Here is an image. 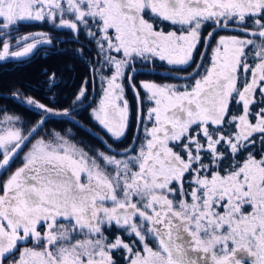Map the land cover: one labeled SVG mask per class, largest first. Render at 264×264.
<instances>
[{
  "label": "snow or ice",
  "instance_id": "6c2138e0",
  "mask_svg": "<svg viewBox=\"0 0 264 264\" xmlns=\"http://www.w3.org/2000/svg\"><path fill=\"white\" fill-rule=\"evenodd\" d=\"M24 23L68 30L90 78L70 108L22 98L40 115L27 133L18 116L0 120V264H264V0H0V61L54 45L37 32L13 50ZM206 27V49L220 28L243 38L221 36L208 67L201 52L181 77L191 84L136 87L138 64L190 65ZM97 80L90 116L114 141L129 133L133 92L128 148L91 156L60 133L32 143L51 118L78 123Z\"/></svg>",
  "mask_w": 264,
  "mask_h": 264
},
{
  "label": "trees",
  "instance_id": "16d2710c",
  "mask_svg": "<svg viewBox=\"0 0 264 264\" xmlns=\"http://www.w3.org/2000/svg\"><path fill=\"white\" fill-rule=\"evenodd\" d=\"M177 26H165V31L174 30ZM210 28H204L201 35H206ZM37 32L48 33L54 38V45H44L35 52L34 55L19 59H8L0 61V120L5 115L20 117L19 125L24 128L33 127L40 119L39 110L23 102L22 98L33 97L40 103L54 106L56 109L70 108L72 100L82 80L89 77L88 67L79 59L72 55V49L79 47L72 40L71 34L65 29H54L48 23H24L12 32L13 50L15 49V39L18 36ZM221 36L243 37L242 33L232 31L231 28L217 29L211 41H218ZM206 36L201 37L196 56L200 53L201 46ZM84 37H80V43H84ZM195 61L186 67L170 66L166 62L157 61L155 65L142 68L137 65L138 71L134 76L133 83L139 88L141 81L154 82L156 84H175L182 86L185 83L191 84V80H184L181 77L187 76L193 71ZM204 66H210L209 59L204 61ZM203 71V70H202ZM55 73L56 79L49 86V75ZM177 75V76H176ZM179 75V76H178ZM180 77V78H178ZM199 78V77H197ZM127 84V82H126ZM89 96L83 105L77 107L73 112L74 118L81 124L80 126L68 119L50 120L45 123L43 129L51 133H60L68 136L73 143L84 146L85 151L95 156L97 151H103L108 155H116L128 148L132 142V129L136 125V105L137 101L130 88L126 86V98L129 100L131 110L130 130L122 141H114L90 116L91 109L97 106L101 94L98 80L89 85ZM19 94V95H15ZM18 97L17 100L15 97ZM144 93L141 92L143 98ZM148 102L143 104L147 109ZM82 107V108H80ZM86 127L88 130H86ZM96 134L107 141L112 146L113 151H109ZM117 158H120L117 155ZM111 171V168L108 169ZM115 232V229L112 230ZM109 238H113L111 233ZM125 240L129 237L121 233ZM154 247V244L152 245ZM115 256V254H114ZM115 258L119 259L118 256Z\"/></svg>",
  "mask_w": 264,
  "mask_h": 264
},
{
  "label": "rangeland",
  "instance_id": "374dc122",
  "mask_svg": "<svg viewBox=\"0 0 264 264\" xmlns=\"http://www.w3.org/2000/svg\"><path fill=\"white\" fill-rule=\"evenodd\" d=\"M177 27H179V26H177ZM207 35V34H206ZM205 34L203 35V36H206ZM202 35H201V37H203ZM224 37H228V36H224ZM241 38H243V37H241ZM208 44H210V47H208L207 49L205 48V39H204V41H203V44H202V46H201V50H200V53H199V55H198V57H197V60H194L195 59V56H196V52H197V48H198V45H197V48H196V50H195V52H194V54H193V61L192 62H194L195 61V64H194V67H195V65L197 64V63H199V62H201L200 61V54H201V52H205V57H204V60H203V64H204V61L206 60V59H209V62H210V57H211V55H212V49L213 48H215L216 46H217V41L216 40H214V41H208L207 42ZM42 46H44V45H42ZM178 67V66H177ZM180 67H186V66H180ZM194 67L192 68V69H194ZM177 76V75H176ZM179 76V75H178ZM100 96H101V94H100ZM100 96H99V99H100ZM98 102H99V100H98ZM98 102H97V105H98ZM87 105H88V103H87ZM86 107V106H85ZM97 107V106H96ZM84 108V107H83ZM79 109V108H78ZM18 127H22V130L25 132V133H27L31 128H33V127H29V128H27V127H23L22 125H17ZM0 127H2V125H0ZM53 135H54V133L52 132L51 133V131H48V130H45V129H43V127L38 131V133L34 136V138L32 139V143H35L36 142V140H38V139H40V138H45V139H52L53 138ZM96 136H97V134H96ZM65 137H67L68 138V136L67 135H65ZM98 137V136H97ZM100 139V138H99ZM101 140V139H100ZM78 142V141H77ZM77 142H74V143H77ZM79 147H82V146H80L79 145ZM84 147V146H83ZM31 148V144H28L26 147H25V149L18 155V157L15 159V162L12 164V167H11V171H14L17 167H19L20 165H21V160H22V156H23V153H26L29 149ZM88 152V151H87ZM89 154V153H88ZM90 155V154H89ZM93 156V155H92ZM6 178V176L5 177H0V179H5ZM107 235H109L108 233H106ZM130 239V238H129ZM28 247H32V245L31 244H28L27 245ZM21 247H23V245H21ZM154 247H155V245H154ZM17 256L19 255V253H17L16 254Z\"/></svg>",
  "mask_w": 264,
  "mask_h": 264
},
{
  "label": "water",
  "instance_id": "95a60500",
  "mask_svg": "<svg viewBox=\"0 0 264 264\" xmlns=\"http://www.w3.org/2000/svg\"><path fill=\"white\" fill-rule=\"evenodd\" d=\"M199 63H200V62H199ZM178 78H180V77H178ZM15 98H16L17 100H19V98H18L17 96H16ZM86 105H87V104L83 105L82 107H85ZM82 107H80V108H82ZM76 109H78V108H76ZM76 109H75V110H76ZM75 110H74V111H75ZM58 119H68V120H71L72 122H74L72 119H69L68 117H54V118H51V119L47 120L46 122H48V121H50V120H58ZM74 119H75V118H74ZM75 121H77V120L75 119ZM74 123L77 124V125H79V126L81 125L79 122H78V123L74 122ZM44 125H45V124H44ZM44 125H43V126H44ZM43 126H42V127H43ZM42 127H41V128H42ZM41 128H39V129L37 130V133H38V131H39ZM37 133H34L33 136H35ZM97 136H98V135H97ZM98 137H99V136H98ZM100 138H101V137H100ZM25 147H26V146H25ZM25 147L23 148V150L25 149ZM23 150H22V151H23ZM112 151H113V149H112ZM122 152H123V151H121L120 153H122Z\"/></svg>",
  "mask_w": 264,
  "mask_h": 264
},
{
  "label": "bare ground",
  "instance_id": "6f19581e",
  "mask_svg": "<svg viewBox=\"0 0 264 264\" xmlns=\"http://www.w3.org/2000/svg\"><path fill=\"white\" fill-rule=\"evenodd\" d=\"M86 130H88L86 127H84Z\"/></svg>",
  "mask_w": 264,
  "mask_h": 264
}]
</instances>
